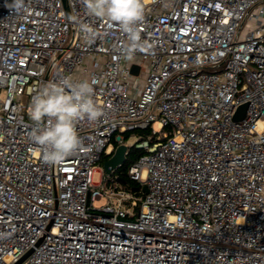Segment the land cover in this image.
I'll return each instance as SVG.
<instances>
[{"label": "built area", "instance_id": "1", "mask_svg": "<svg viewBox=\"0 0 264 264\" xmlns=\"http://www.w3.org/2000/svg\"><path fill=\"white\" fill-rule=\"evenodd\" d=\"M11 2L0 0V264L30 250L20 264H264V0H143L148 47L131 57L83 0H67L70 14L63 0ZM63 77L95 80L103 114L78 121L79 148L52 165L28 109ZM127 132L144 149L127 170L147 185L140 196L119 168L93 180Z\"/></svg>", "mask_w": 264, "mask_h": 264}, {"label": "clouds", "instance_id": "2", "mask_svg": "<svg viewBox=\"0 0 264 264\" xmlns=\"http://www.w3.org/2000/svg\"><path fill=\"white\" fill-rule=\"evenodd\" d=\"M90 16L116 24L127 38L126 57L148 47L141 40L140 25L145 18L143 0H83ZM7 6V5H6ZM24 0H12L10 9L19 12ZM86 39L95 36V30L87 23L80 24ZM95 80L73 81L68 77L46 82L32 97L28 117L33 127L31 140L42 152L46 163L57 165L71 156L80 146L77 122H95L102 108L94 100Z\"/></svg>", "mask_w": 264, "mask_h": 264}, {"label": "trees", "instance_id": "3", "mask_svg": "<svg viewBox=\"0 0 264 264\" xmlns=\"http://www.w3.org/2000/svg\"><path fill=\"white\" fill-rule=\"evenodd\" d=\"M144 131L146 130H142L141 133H145ZM131 135V132H127L126 133V138H129V136ZM119 144L116 143V147ZM144 153V149L137 147L136 145H131L128 147V153H127V157L125 162L122 164V166L118 169V171L121 173V176L125 178V181L123 182L126 188L132 189L136 192L137 196H140L143 193V186L140 185L138 182H136L135 180H132L128 174H127V170L128 167L130 166V164H132L134 161H136L138 159V157ZM112 155V154H111ZM111 155H105L101 158L100 162L103 164L104 161H106Z\"/></svg>", "mask_w": 264, "mask_h": 264}, {"label": "water", "instance_id": "4", "mask_svg": "<svg viewBox=\"0 0 264 264\" xmlns=\"http://www.w3.org/2000/svg\"><path fill=\"white\" fill-rule=\"evenodd\" d=\"M67 9L68 14H70V9L69 6L67 4V0H63ZM132 71L134 73H138L139 72V65L134 64L132 66ZM128 144L126 143H122L120 145H118L114 151V153L103 163V167L105 168V170L108 173H111L112 170L114 169H118L122 166V164L125 162L126 157H127V153H128ZM120 181L124 182L125 178L124 177H119ZM143 190L145 192L148 191V187L147 185H145L143 187ZM32 252V250H30L28 253H26L24 256H22L17 262H15L14 264H20L30 253Z\"/></svg>", "mask_w": 264, "mask_h": 264}, {"label": "rangeland", "instance_id": "5", "mask_svg": "<svg viewBox=\"0 0 264 264\" xmlns=\"http://www.w3.org/2000/svg\"><path fill=\"white\" fill-rule=\"evenodd\" d=\"M139 62H141L142 63V66H143V72H142V75H140V78H142V79H144V77H145V75L147 74V72H148V70H149V60H146V59H144V60H142V59H137ZM143 85V84H142ZM154 127H155V129L158 131V132H160V133H162V131L158 128V125L155 123L154 124ZM145 133H141V139H144V138H146L147 136H148V134H150L152 131H151V129H148V130H146V131H144ZM124 140L126 141V143L130 146V142H133V143H135L137 140H136V135H134V134H132L131 133V138H130V136H129V138H126V134H125V138H124ZM133 145H135V144H133ZM96 169H99V170H96L95 172H94V175H93V180L95 181V182H99L100 181V178H101V170H105V168L103 167V164L101 163V162H98L96 165ZM120 187H125V185H124V183L123 182H120ZM126 188V187H125ZM107 202V199L106 198H101V199H99V200H97V201H95V206L96 207H101V206H103L105 203ZM140 204H141V200L139 199V206H140ZM139 206H137V207H134V206H132L131 207V209H132V211H134V212H138V210H139Z\"/></svg>", "mask_w": 264, "mask_h": 264}]
</instances>
